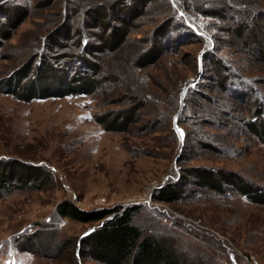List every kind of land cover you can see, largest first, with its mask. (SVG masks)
I'll list each match as a JSON object with an SVG mask.
<instances>
[{
	"label": "rangeland",
	"instance_id": "obj_1",
	"mask_svg": "<svg viewBox=\"0 0 264 264\" xmlns=\"http://www.w3.org/2000/svg\"><path fill=\"white\" fill-rule=\"evenodd\" d=\"M124 17L125 43L110 50L103 37ZM93 63L96 85H63ZM33 78L42 89L25 98ZM259 110L264 0H0V159L47 171L0 191V264H75V251L100 264L78 253L97 221L58 216L65 198L87 210L137 204L134 222L194 264H264V201L237 188L264 200V127L247 126ZM196 168L221 190L196 184ZM172 181L179 196L154 200Z\"/></svg>",
	"mask_w": 264,
	"mask_h": 264
},
{
	"label": "trees",
	"instance_id": "obj_2",
	"mask_svg": "<svg viewBox=\"0 0 264 264\" xmlns=\"http://www.w3.org/2000/svg\"><path fill=\"white\" fill-rule=\"evenodd\" d=\"M129 11L130 8L127 12ZM104 18H106V12L93 17L97 21L100 19L105 20ZM126 20L127 17L121 18V21L124 23L120 27L109 26L111 33L109 36L103 37V46H107L110 50H115L125 43L128 22ZM83 42L85 53H92L96 50L94 47H91L88 40H84ZM146 61L147 63L150 62L148 59ZM90 66L92 67L91 73L77 75L76 79L72 80L73 83L63 81V85L68 84L74 90H89L91 86L96 85L98 82L94 74L98 66L94 63ZM24 69L16 70L13 77L9 79L6 85L10 91L15 90L14 88L18 85L21 77L27 73V69ZM42 83L41 79L34 80L33 78L30 83L25 84V98L38 95L42 89ZM60 88L63 90V93L67 91L66 89L64 91V87L62 86ZM262 116L263 113L259 110L253 120L247 121L248 128L259 135L262 134L264 127V118ZM257 118L258 120H255ZM116 124L117 119L112 118L109 121L108 128H114ZM195 170L194 182L196 184L207 185L221 190V182L212 169L196 168ZM44 173L47 174V171L42 165H33L17 159H11V161L0 159V191L10 190L22 183L31 184ZM180 186L173 181L162 184L155 189L152 197L154 200L161 202L173 201L179 196ZM237 188L240 192L254 200L264 201L260 199L262 197L259 195H251L252 189L245 182L239 184ZM137 211V204L116 205L112 208L103 207L87 210L78 207L70 199L66 198L59 201L55 206V213L60 217L68 216L83 222L97 221V224L90 228V231L82 237L78 253L83 259L89 258L100 264H194L192 260L176 248L174 242L169 238L158 236L151 232H144L134 222V216ZM73 255L75 264H79L75 256L76 251Z\"/></svg>",
	"mask_w": 264,
	"mask_h": 264
},
{
	"label": "built area",
	"instance_id": "obj_3",
	"mask_svg": "<svg viewBox=\"0 0 264 264\" xmlns=\"http://www.w3.org/2000/svg\"><path fill=\"white\" fill-rule=\"evenodd\" d=\"M242 264H258V262L253 256H251L250 258L246 257Z\"/></svg>",
	"mask_w": 264,
	"mask_h": 264
},
{
	"label": "water",
	"instance_id": "obj_4",
	"mask_svg": "<svg viewBox=\"0 0 264 264\" xmlns=\"http://www.w3.org/2000/svg\"><path fill=\"white\" fill-rule=\"evenodd\" d=\"M89 231H90V230H89ZM89 231H88V232H89ZM88 232H87V233H88ZM87 233H86V234H87Z\"/></svg>",
	"mask_w": 264,
	"mask_h": 264
}]
</instances>
